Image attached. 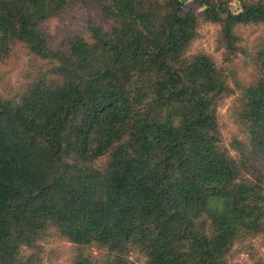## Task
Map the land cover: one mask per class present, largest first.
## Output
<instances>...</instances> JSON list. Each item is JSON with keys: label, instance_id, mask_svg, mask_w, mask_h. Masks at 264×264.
<instances>
[{"label": "trees", "instance_id": "16d2710c", "mask_svg": "<svg viewBox=\"0 0 264 264\" xmlns=\"http://www.w3.org/2000/svg\"><path fill=\"white\" fill-rule=\"evenodd\" d=\"M184 1L0 0V62L23 50L48 64L0 95V264H41L47 235L71 245L69 264H130L133 251L142 264H242L230 250L264 233L252 162L264 164V43L251 81L226 64L234 28L264 26V0L236 13ZM75 4L101 22L49 47L42 24ZM201 20L219 24L224 65L191 50ZM232 93L231 153L218 107Z\"/></svg>", "mask_w": 264, "mask_h": 264}, {"label": "rangeland", "instance_id": "374dc122", "mask_svg": "<svg viewBox=\"0 0 264 264\" xmlns=\"http://www.w3.org/2000/svg\"><path fill=\"white\" fill-rule=\"evenodd\" d=\"M226 2L228 9L232 13L238 12L239 0H226ZM203 7L194 0H185L182 4L184 12L189 10L198 12ZM86 20L95 23L101 22L97 12L90 7H82L76 4L65 9L57 17L49 18L41 26L46 35L47 45L51 48L59 46L58 43L64 39L71 29L81 27ZM219 29L218 23L201 20L196 27L197 37L192 43L191 50L205 51L211 54L217 63L224 65L222 53L225 54L226 49L222 46V41L219 42ZM233 33L235 37L232 39L231 44L234 49L228 54L229 61L226 64L231 70H229L230 74H234L236 81L247 83L256 74L253 57L256 55L260 45L264 43V26L253 23L238 24L234 28ZM38 65H41L42 69L48 67L46 61H42L40 64L39 61L33 60L23 50L15 52L6 62H0V95H9L11 87H16L20 83L29 80L36 73ZM235 95V93L227 95L218 107L221 143L231 153L233 150L229 142L233 138L243 139L239 131L230 122L229 107ZM252 162L264 179V164L256 159H253ZM38 248L41 264H69L72 247L66 241L47 235L44 239L39 240ZM252 250L264 262V233L248 237L244 241L237 243L230 250L227 260L246 264L249 251ZM92 252L96 253L94 249H92ZM128 259L130 264H142L143 261V258L134 251L129 254Z\"/></svg>", "mask_w": 264, "mask_h": 264}]
</instances>
